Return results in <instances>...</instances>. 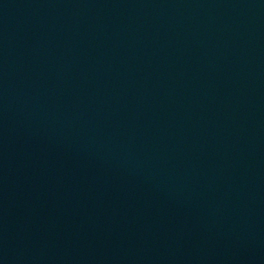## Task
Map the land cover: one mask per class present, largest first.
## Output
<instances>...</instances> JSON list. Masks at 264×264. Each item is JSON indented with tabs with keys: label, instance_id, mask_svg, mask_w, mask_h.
Returning a JSON list of instances; mask_svg holds the SVG:
<instances>
[{
	"label": "water",
	"instance_id": "obj_1",
	"mask_svg": "<svg viewBox=\"0 0 264 264\" xmlns=\"http://www.w3.org/2000/svg\"><path fill=\"white\" fill-rule=\"evenodd\" d=\"M0 264H264V0H0Z\"/></svg>",
	"mask_w": 264,
	"mask_h": 264
}]
</instances>
